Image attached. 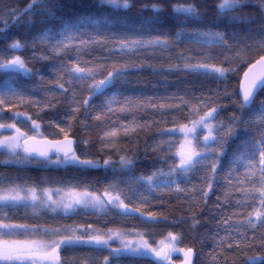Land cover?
<instances>
[{
	"label": "trees",
	"instance_id": "trees-1",
	"mask_svg": "<svg viewBox=\"0 0 264 264\" xmlns=\"http://www.w3.org/2000/svg\"><path fill=\"white\" fill-rule=\"evenodd\" d=\"M29 2L0 0V30L6 29V38L0 39V57L7 62L19 55L30 69H0V98L5 101L0 105V125H4L0 140L10 134L6 130L9 124L27 137H70L77 142L75 155L92 160L95 166L46 167L34 161L13 165L7 163L3 152L0 189L119 194L129 208L138 211L108 206L59 213L37 206L2 204L0 223L26 225L27 236L46 243L73 232L76 236L117 232L142 234L149 246L156 247L171 232L179 237L178 248L193 249L194 264H252L248 257L264 255V228L250 229L238 223L246 220L255 203L245 202L244 193L238 191L253 183L240 184L247 163L240 145L264 136L259 113L264 90L251 110L242 113L237 104L243 73L264 55V10L255 0L226 16L217 14L219 0H128V7H115L103 0H60L62 7L55 9L54 15H26ZM177 6L194 7L197 14H178L174 11ZM213 34L222 35L223 43L213 41ZM13 41L22 47L10 51ZM134 41L166 43L134 47ZM122 44L128 47L122 48ZM197 63L234 71L219 78L203 69L185 67ZM73 64L95 69L94 76L69 83L66 68ZM117 70L120 78H114L111 86L100 92L90 89L95 80ZM61 83L64 89L59 87ZM86 99L87 105L83 103ZM193 107L201 114L217 107L225 125L233 115L240 121L214 174L207 164L187 175L178 170L176 153L183 138L178 130L169 129L198 119ZM110 131L116 135L107 136ZM122 157L133 163L122 165ZM149 176L155 177L151 185L146 179ZM208 183L212 187L205 197ZM153 213L156 219H148ZM228 218L231 222L224 223ZM233 226L247 235L231 231ZM237 241L240 247H235ZM228 243L234 246L228 248ZM113 249L114 245L65 244L62 264H104L106 257L109 264H165L151 254L117 255ZM172 261L179 264L182 260L175 257Z\"/></svg>",
	"mask_w": 264,
	"mask_h": 264
},
{
	"label": "snow or ice",
	"instance_id": "snow-or-ice-1",
	"mask_svg": "<svg viewBox=\"0 0 264 264\" xmlns=\"http://www.w3.org/2000/svg\"><path fill=\"white\" fill-rule=\"evenodd\" d=\"M103 3L109 4L115 7H128V0H103ZM249 3V0H219L217 5V14L220 16H226L229 13H234L236 11L241 10L242 6H245ZM255 3L259 5V7L264 10V0H255ZM62 5L60 0H30L27 8L24 10V14L26 15H35V14H47L54 15V10L61 8ZM174 11L178 14H182L185 16H195L197 11L194 7H181L177 6ZM233 19L236 17L233 16ZM4 32L6 29L0 30V39L6 38L4 36ZM211 39L215 42L223 43L224 38L222 35L213 34L211 35ZM166 43L162 41H148L146 44H143L139 41L132 42V45L135 46H150L153 44ZM68 45H64L67 47ZM264 46V45H262ZM22 45L19 41H13L9 44V50L13 51L15 49L21 48ZM122 48L128 47V45H121ZM185 67L190 68L193 71L203 69L205 73H215L218 74L219 78H224L226 73L229 71H234V69L218 67L212 64L206 63H197L194 65H185ZM260 68V72H254L253 70L256 68ZM0 69H12L14 71H23L29 72L30 69L27 67L25 61L19 56L15 55L7 62H5L3 57H0ZM66 71L69 75V83L73 80L82 81L85 77H93L95 69L81 67L79 64H73L71 67H67ZM121 75L120 70L116 72H110L104 79L95 80L93 83L89 85L91 90L94 92H100L111 86L114 83V78L119 79ZM61 89H64V84H59ZM66 90V89H65ZM264 90V55H261L259 59L252 63L251 66L243 73V83L241 84L240 90V99L238 100V108L243 113L245 109L251 110L253 105L256 103L257 95L259 91ZM91 97H89L90 99ZM5 101L0 98V105H3ZM83 103L85 105L88 104V100H84ZM163 107V105H161ZM78 109L73 108L72 111H77ZM122 111L124 109H121ZM193 112L196 113L198 119L190 120L189 124H182L178 129H169V131H180L184 133L183 140L184 143L180 144L179 150L176 155L179 156V164L178 170L181 175H187L192 172L194 169L201 167L202 165H208V171L212 174L216 172V169L220 166L219 157L225 154V146L228 143V140L236 137L237 135V126L240 121L236 115H233L231 120L227 125L219 120L217 115V107H211L210 110H206L203 114L200 113L198 107H193ZM259 113L261 115L262 122H264V102H261ZM21 115V114H17ZM96 119H100L99 116ZM35 123V122H33ZM38 127V125H36ZM0 127H4V125H0ZM9 128H14V124L7 125ZM206 129L207 134L202 136L203 144L199 142V138L195 135L197 129ZM63 131V129H61ZM16 132L19 133L20 130L17 128ZM21 135H23L21 133ZM107 136H115L116 132L110 131L106 133ZM15 140V137L12 138ZM194 141H196L194 143ZM3 142H0L2 144ZM18 143V141H17ZM27 140H25V144ZM61 143V142H58ZM71 141L67 142L65 148L60 149L64 151V155L68 160L77 162L83 165L95 166L92 160H81L75 154L69 155L72 152L71 149ZM9 147H15L16 144L8 145ZM241 157L247 161L245 168L246 172L244 174L245 179L240 180V184H245L246 181H253L251 187L238 189V191H242L244 193L245 202L249 200L255 201L253 203V210L248 214L245 221H239V224H246V226L250 229H256L257 226L264 228V136H261L259 140L250 139L247 141H242L240 145ZM25 151H28L25 148ZM40 155H47L46 152L40 151ZM109 163L105 161V164ZM122 165H131L133 161L128 158H121ZM175 167V165H174ZM171 171V170H170ZM211 177H209L210 179ZM147 183L150 185L153 184L155 177L149 176L146 178ZM211 183L206 185L207 191L203 192V195L206 197L208 191L211 190ZM177 190L179 187L177 186ZM13 192L15 190H12ZM108 200L105 202L101 200L99 197H93L91 202H86L81 199H76L74 202H69L64 205L66 209L72 208L73 203L76 204H85L88 206L91 204L95 206L96 203H99L102 206H107L111 204L115 208L123 209L125 212H134L138 211L136 208H129L128 205L122 200L119 194L112 196L108 193ZM33 200L36 199V196L32 195ZM25 199L19 194L13 195H0V201H20ZM55 203V201H53ZM239 203V201H238ZM259 205L258 207L256 205ZM143 215V213H142ZM148 219H156L155 214H151ZM231 218H228L224 221V223H230ZM26 225H14V224H6L0 223V229H16V228H26ZM47 231V230H46ZM54 232H60V229H54ZM231 231H239L241 236H246L247 233L242 229L236 226H233ZM14 235L13 232L8 231L0 232V261L5 262H19V264H25V261H32V264H35V260L38 258H47L54 262L58 261V249L63 244H73L78 242L85 243H95L97 245H108V239H111L110 236L108 239H105L101 235L91 236L87 241H84L82 237L76 236L73 232L72 236H65L62 239L56 240L53 239L50 245H40L33 247L35 242L28 241H18L11 239H4L5 236L11 237ZM119 236V233H116ZM138 235H142L139 234ZM228 239H233L229 233ZM122 239V247L115 248L112 250V253L121 255L127 254L131 256L136 255H144L148 252H152L156 257L160 258L163 261H168L170 259V253L168 250L173 252H183L185 258V264H192V256L193 249H183L176 247V242L179 237L174 235L173 233H168L169 243L167 245L161 241L162 247L157 249H152L146 241H142L137 244L135 242H128ZM221 243H224V240H221ZM234 246L233 243H228L227 247L232 248ZM241 242H235V247H240ZM247 246V244H245ZM143 250V251H142ZM43 253V257L39 254ZM111 255V254H110ZM248 260L252 262V264H264V255L248 257ZM104 264H109V257H106L104 260Z\"/></svg>",
	"mask_w": 264,
	"mask_h": 264
},
{
	"label": "rangeland",
	"instance_id": "rangeland-1",
	"mask_svg": "<svg viewBox=\"0 0 264 264\" xmlns=\"http://www.w3.org/2000/svg\"><path fill=\"white\" fill-rule=\"evenodd\" d=\"M6 130H8V132L10 133L8 136H6L5 138L1 139L0 142H3L2 144H0V153H6L8 160L7 163L9 164H13V165H31L34 162L31 159H28L26 157H24L21 154V142L28 138L24 133L16 132V129L13 128H6ZM179 134H181L182 138L184 136V133L178 131ZM21 133L23 135H21ZM207 134V130L206 129H197L195 135L199 138V135H205ZM15 137V140H13L12 138ZM33 137H37L40 138L39 135H34ZM18 141V143H17ZM196 141H194L195 143ZM200 142L203 143V139H200ZM182 143H184V140H182ZM11 144H16L15 147H9L8 145ZM77 162L68 160L67 158L63 159V158H59V157H55V159L51 158L48 161L43 162L42 164L46 167L49 166H57V165H68V164H76ZM12 190H15L14 192ZM36 196V199L33 200L31 197L32 195ZM13 194H19L20 196L24 197L25 199L20 200V201H7V202H3L0 201V205L2 204H12V205H30V206H37L40 208H49L52 209L56 212L59 213H70L72 212L74 209L76 208H89V209H104L105 206L100 205L99 203H96L95 206H92L91 204H89L88 206H85V204H76L73 203L72 208L66 209L64 207V205L68 204L69 202H74L76 199H81L83 201L86 202H91L93 200V197H99L101 200H104L105 202H107L108 200V195H106V193H101V194H90V193H85V192H75V191H68L65 193H60L57 191H52V190H44V191H37V190H32V189H23V188H10V189H0V195H13ZM113 196V195H112ZM53 201H55V203H53ZM108 206H112L111 204H108L106 207ZM119 209V208H118ZM122 211H124L123 209H120ZM8 231H11L14 233V235H12L11 237L9 236H5L4 239H11V240H18V241H28V242H35V244L33 245V247L36 246H40V245H50V243H46L44 241H38L34 238H32V236H27L26 234V229L24 228H16V229H0V232H5L7 233ZM25 231V232H23ZM117 232H106V233H94L92 234L91 232L87 235H77L82 237V239L84 241H87L91 236L94 235H101L103 236L105 239H108L110 236L112 237L111 239H108V245H99V246H105V247H113L114 245V249L115 248H120L122 247V239L123 238L124 241H128V242H135L137 244L141 243L142 241H145V239L140 236V235H134V236H124L122 234H120L119 236L116 235ZM25 237H23V236ZM56 240L62 239V238H55ZM80 244H84L85 242H78ZM169 243V239L167 238L164 241V244H168ZM91 245H97L95 243H88ZM148 244V243H147ZM65 244L60 246V249L62 248V246H64ZM149 245V244H148ZM161 243L156 246V247H151L152 249H157L159 250V248L161 247ZM176 247H178V243L176 242ZM143 251V250H142ZM152 252H148L144 255H137V256H148L150 255ZM43 254V253H40ZM39 254V255H40ZM175 257H179L181 260L184 257L183 252H173L172 251V258ZM16 262H5V261H0V264H14ZM165 264H175L172 259L169 260L168 262H166ZM180 264V263H179Z\"/></svg>",
	"mask_w": 264,
	"mask_h": 264
},
{
	"label": "water",
	"instance_id": "water-1",
	"mask_svg": "<svg viewBox=\"0 0 264 264\" xmlns=\"http://www.w3.org/2000/svg\"><path fill=\"white\" fill-rule=\"evenodd\" d=\"M253 71L254 72H260L261 69L258 67L256 69H254ZM242 83H243V76H242V78L240 80V84H239V96H240V90H241V84ZM260 92L261 91H259V93ZM25 140H27L26 144H25ZM68 141L72 142L71 143L72 152L69 153V155L75 154L77 142L75 139L70 138V137L60 139V140H50V139H46V138L28 137L21 142V154L28 159H31L33 161H38V162H45V161L49 160L50 158H53L56 156L65 159L66 157L64 155V151H61L60 149L65 148ZM58 142H61V143H58ZM25 148H27L28 151H25ZM40 151L46 152L47 155H40L39 154ZM168 251L170 253V258H171V251L170 250H168ZM58 255H59V259H58V261H55V264H62L60 248L58 249ZM151 255L153 257H155L160 262H168L170 260L169 259L168 261H163L160 258L156 257L154 253H151ZM40 256L43 257V254H40ZM191 259H192V264H194L195 253L193 254ZM35 263H38V264H54L53 261H51L47 258H38L35 260ZM181 264H185V258L184 257L181 261Z\"/></svg>",
	"mask_w": 264,
	"mask_h": 264
},
{
	"label": "flooded vegetation",
	"instance_id": "flooded-vegetation-1",
	"mask_svg": "<svg viewBox=\"0 0 264 264\" xmlns=\"http://www.w3.org/2000/svg\"><path fill=\"white\" fill-rule=\"evenodd\" d=\"M25 262H28V261H25ZM29 262H31V261H29ZM16 263H19V262H16ZM15 264V263H14ZM35 264H38V263H35Z\"/></svg>",
	"mask_w": 264,
	"mask_h": 264
}]
</instances>
